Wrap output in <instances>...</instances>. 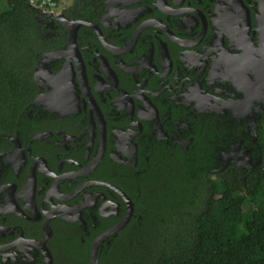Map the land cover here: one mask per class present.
<instances>
[{"label": "flooded vegetation", "instance_id": "1", "mask_svg": "<svg viewBox=\"0 0 264 264\" xmlns=\"http://www.w3.org/2000/svg\"><path fill=\"white\" fill-rule=\"evenodd\" d=\"M74 5L0 132V264L110 263L174 171L256 168L264 0Z\"/></svg>", "mask_w": 264, "mask_h": 264}, {"label": "trees", "instance_id": "2", "mask_svg": "<svg viewBox=\"0 0 264 264\" xmlns=\"http://www.w3.org/2000/svg\"><path fill=\"white\" fill-rule=\"evenodd\" d=\"M84 1L74 0L65 15ZM46 20L29 0H0V132L14 130L33 93L37 55L55 46ZM257 127L256 168L174 171L175 181L169 176L166 190L148 202L135 241L106 264H264V114Z\"/></svg>", "mask_w": 264, "mask_h": 264}, {"label": "built area", "instance_id": "3", "mask_svg": "<svg viewBox=\"0 0 264 264\" xmlns=\"http://www.w3.org/2000/svg\"><path fill=\"white\" fill-rule=\"evenodd\" d=\"M30 4L44 13H50L56 10L58 3L55 0H29Z\"/></svg>", "mask_w": 264, "mask_h": 264}, {"label": "rangeland", "instance_id": "4", "mask_svg": "<svg viewBox=\"0 0 264 264\" xmlns=\"http://www.w3.org/2000/svg\"><path fill=\"white\" fill-rule=\"evenodd\" d=\"M71 2H72V0H59L58 1V8L61 9V8L67 7ZM262 138L263 139L260 138V141L262 142L261 144L264 143V137H262ZM244 200H245L247 206L250 205V201L247 198H245Z\"/></svg>", "mask_w": 264, "mask_h": 264}, {"label": "water", "instance_id": "5", "mask_svg": "<svg viewBox=\"0 0 264 264\" xmlns=\"http://www.w3.org/2000/svg\"><path fill=\"white\" fill-rule=\"evenodd\" d=\"M56 18H58V19H60V20H62L64 23H68V20H67V18L64 16V15H62V14H58V15H56ZM80 21H76L75 22V24L74 25H76V26H78V25H80ZM120 226H118V227H116L114 230H116L117 228H119ZM110 232H112V231H110ZM109 232V233H110ZM108 234V233H107ZM96 256V255H95ZM93 263L92 264H98V261H97V259L96 258H94V256H93Z\"/></svg>", "mask_w": 264, "mask_h": 264}]
</instances>
